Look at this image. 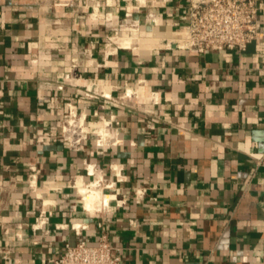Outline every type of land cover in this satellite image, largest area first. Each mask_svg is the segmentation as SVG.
I'll return each mask as SVG.
<instances>
[{"label": "crops", "instance_id": "1", "mask_svg": "<svg viewBox=\"0 0 264 264\" xmlns=\"http://www.w3.org/2000/svg\"><path fill=\"white\" fill-rule=\"evenodd\" d=\"M55 1L0 0V264L103 235L122 264H264V0L245 51L209 53L166 45L185 36L190 0ZM93 7L114 25L133 8L158 25L106 56L113 32ZM68 104L91 131L78 150L62 138ZM109 119L116 143L98 149ZM80 181L101 192L91 210Z\"/></svg>", "mask_w": 264, "mask_h": 264}, {"label": "built area", "instance_id": "2", "mask_svg": "<svg viewBox=\"0 0 264 264\" xmlns=\"http://www.w3.org/2000/svg\"><path fill=\"white\" fill-rule=\"evenodd\" d=\"M55 6L74 7L75 0H56ZM134 10L139 9H127L123 20L114 25L111 13L100 14L98 9L92 8V16L110 26L113 32L112 35L106 37V56L124 48L123 41L125 39L137 41L136 37H138L141 28L147 26L146 23L153 26L158 25L155 14L147 13L135 16ZM259 12V0H190L187 8L188 25L185 36L166 40V45L168 47L175 45L178 48L197 53L227 50L245 51L247 46L255 41L259 35ZM77 68L78 64L73 63L72 69ZM65 77L67 80L70 79L68 73ZM137 86L136 89L126 90L124 98H139L145 90L144 81H139ZM58 89H62V86ZM84 95L89 99L105 98V95L100 96L88 90L85 91ZM150 99L154 105L159 104L158 93L152 92ZM113 121L114 119L103 120V128L108 133L103 136L100 131L97 132L96 147L98 149H103L110 144L106 142L107 137L111 142L113 141L112 144L116 143L110 134ZM61 130L63 140L75 150L81 149L84 136L91 133L86 127V117L79 115L71 104L67 105L63 115ZM87 172L89 176L95 178L97 187L103 192L112 187L110 184H105L102 178L99 179L98 171L95 168L89 169ZM91 183H87L86 186H90ZM74 185L77 186L76 183ZM77 190L79 191L78 186ZM46 221L47 218L41 215L37 225L40 227ZM75 229L77 230L76 227ZM42 264H122V258L120 250L113 247L103 235L96 245H89L83 241L74 245L68 244L61 257L49 259Z\"/></svg>", "mask_w": 264, "mask_h": 264}, {"label": "bare ground", "instance_id": "3", "mask_svg": "<svg viewBox=\"0 0 264 264\" xmlns=\"http://www.w3.org/2000/svg\"><path fill=\"white\" fill-rule=\"evenodd\" d=\"M129 43H130V40L125 39L123 41V46H127ZM77 186L79 188V193H81V196L83 197V201L87 209L91 210L93 209V207L98 206V203H100L99 201L102 199L101 192L98 189H95V188L88 189V187L85 186L83 182L81 181L80 183L77 184Z\"/></svg>", "mask_w": 264, "mask_h": 264}]
</instances>
